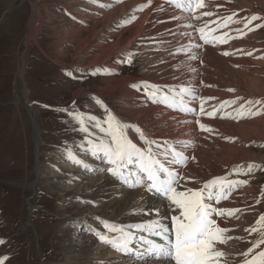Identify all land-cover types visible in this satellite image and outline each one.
<instances>
[{
	"label": "rangeland",
	"instance_id": "rangeland-1",
	"mask_svg": "<svg viewBox=\"0 0 264 264\" xmlns=\"http://www.w3.org/2000/svg\"><path fill=\"white\" fill-rule=\"evenodd\" d=\"M33 1L0 0V241H3L0 243V261H3V264H69V262L74 263L68 255H65L69 251L70 241L78 244L82 237L91 238L95 248L104 244L113 249L111 244H98V240L101 239L96 238L93 228L99 229L101 223L102 228H106L107 237L111 239L114 237L112 235H118L116 232H109L105 226L109 224L119 227L116 223L103 220L97 222L95 217L91 219L76 213L75 205L81 204L82 200L74 198L69 201L66 194L71 192L69 190L76 182L80 183L79 185L82 184L81 180L76 181V178H71L73 172L70 173L72 167L69 165H76L71 159L77 162L83 152L88 153L87 150L92 146L87 141L94 140L99 143L101 139L105 141L108 139L95 127L97 123H100L95 116L98 113L106 115V112L100 111L101 107L106 105L109 109H113V112H110L113 116L122 109V94L119 92L115 96H105L106 105L95 106L99 104L97 101H100L101 91L107 86V77L95 75L94 73L98 74L93 69L96 65L92 64V60H83V55L90 47H95V44L99 43L106 29H113L121 22L124 25L128 18L119 12L113 18L114 20L101 23L104 16L114 8L130 5L136 0L123 4L117 3L116 0L112 3L110 0H96L102 5L89 3L88 0H40L38 10L34 8ZM223 2L238 12L244 13L246 10L250 12L248 9L250 6H246L249 0H211L210 6L206 2L204 11L211 13L216 3L218 7H224ZM87 4H90V9L86 8ZM137 6L138 4L130 5L133 8H138ZM143 8L141 5V10L133 16L139 17L141 12L148 10ZM253 10L255 14L248 16H257L260 19L258 23L255 20L251 21L252 26L256 28L254 32H250L251 28H242L241 32L245 34L242 38L246 43L244 46L255 45L257 40H261L264 44V10L262 11V6L259 4H255ZM99 11H104L99 24L95 27L87 25L88 29H94L95 36L92 40L96 43L91 41L87 42L88 44L85 43L89 37L88 32L82 33L80 40L76 42L75 24L78 20L79 24L88 21L90 17L97 15L93 12ZM36 15L35 28H32L31 23ZM133 16L130 20L135 22V19H132ZM224 21L228 22L229 30L235 28L234 16L227 14L222 22ZM123 27L120 26V28ZM162 32L167 34L164 30ZM252 33L260 36L254 39ZM141 37L143 36L138 35L136 39ZM115 39L117 36L109 38V43L112 45ZM82 43L84 48L79 49ZM233 44V40H230V49H233ZM132 48L134 49V46L131 44L119 51L124 54ZM101 52V50L98 51L96 56H100ZM165 52L173 56L169 49ZM163 58L150 61L148 66L168 60H162ZM143 59L139 50L131 53L121 73L115 78L145 79L147 71H144L142 67ZM114 60H116L115 57L109 60L101 57L98 66L109 65ZM166 66L163 65L161 69ZM156 70L153 76L157 73ZM163 72H165L164 69ZM164 78L166 74L160 75L157 80L163 81ZM146 92L150 93V89ZM232 95L237 96L238 93L235 92ZM248 96L253 98L252 94ZM251 100L254 103L260 101L253 107H259L264 111V98ZM234 107L240 109L241 104L237 103ZM77 117H83L84 126L88 128L87 133ZM142 117H144L143 114H140L137 118L143 121ZM152 137L155 138L154 135ZM246 147L264 157V142L259 145L249 143ZM216 149L222 150L219 146H216ZM262 159L261 164L258 162L247 164L246 159H241L239 162L244 163L240 170L244 169L246 172L243 175H235V168L230 169L231 171L221 169L226 174L233 173L229 178L227 177L228 180L234 183L240 182L237 187L238 191L244 194V200L257 196L247 191V188L254 187L262 190L260 192L262 194L260 200L263 198L262 203L259 200L260 204H258L259 215L258 213L254 215L257 210L250 209L245 217L238 214L233 216L237 226H231L232 232H236V235H232L228 243L236 240L234 237H239L238 241H241L239 254L252 247L253 242L260 239V232L264 231L259 223V217L264 215V158ZM132 169L134 170L131 168V171ZM83 170L86 171L84 168ZM220 177L222 179V175ZM59 183L64 185L63 188L58 186ZM147 184L148 182L145 181L139 186H134L131 191L140 189L144 194L146 192L149 194ZM184 189L187 188L184 186L181 190ZM122 190L130 191L129 186H124ZM248 194L251 195L248 196ZM93 206L96 209L98 207L97 204ZM172 215L171 211L159 220L165 224ZM249 217L256 218L249 219L251 221L249 222L247 219ZM245 218L247 221L243 220ZM73 219H77L75 220L79 223L77 226H70L69 222L64 225L67 231L61 229L65 221ZM250 228H258L260 231L249 233L246 229ZM126 232L134 234L136 229L130 228ZM101 233L99 235H104ZM239 254L237 257L230 254L234 264L242 263L244 257ZM126 258L129 257L122 255L118 260L122 261ZM221 260H225V257Z\"/></svg>",
	"mask_w": 264,
	"mask_h": 264
},
{
	"label": "bare ground",
	"instance_id": "bare-ground-1",
	"mask_svg": "<svg viewBox=\"0 0 264 264\" xmlns=\"http://www.w3.org/2000/svg\"><path fill=\"white\" fill-rule=\"evenodd\" d=\"M110 1L112 3L114 0ZM116 1L123 4L130 0ZM88 2L102 5L100 1L96 0H88ZM206 2L210 6L211 0H203V7H201V12L207 17V21L209 20V28L205 30L206 36L214 29L213 25L217 23L215 20H223L227 14H230L231 17H235L236 21L235 28L231 30L228 29L229 24L227 21L222 22L219 33L215 35L217 42L214 45H203L204 41L200 38L199 30L195 37L194 28H190V17L182 12L159 0H136L131 2L130 5L138 4V8L123 5L114 8L113 11L104 16L103 20L100 21L101 23H108L114 20L113 18L119 12L128 18L125 20V26L120 21L121 23L116 24L113 29H106L107 31L99 39V43L95 44V47H90L83 55V60H92V64L96 65L93 69L99 75L94 73L95 75L107 77V86L103 88L101 91L102 95L99 98L102 103L95 106L106 105L105 96H115L118 92L121 93L122 109L115 114V117L118 120L120 119L122 123L129 125L126 135L133 143L143 148L147 146V143L155 142L153 144V152L159 157L158 152L162 149L157 148L155 145H165V142H167L166 147L174 146L181 150L185 157L189 156L190 161L181 172L182 182L179 185L180 189L185 186L187 189L199 190L203 188L205 183H211L213 180L226 182L228 174L230 176L233 173L228 172L226 174L221 171L222 168L227 169V171L235 168V175H243L246 172H244V169L243 171L240 170L244 163L239 162L241 159H246L247 164H255L254 162L261 164L263 163L262 158H264L261 154L253 153L249 150L250 148L247 149L248 147H246L249 143L259 145L264 142V111L259 107L255 108L253 105L247 104V101H253L251 99L264 98V44H262L261 40H257L255 45L244 46L246 43L242 38H244L245 34L241 32L246 24L248 25L246 28H251L250 32H254L256 28L246 18H250L248 15L255 14L253 10L255 4L262 6L263 11L264 0H249L246 3L247 7L250 6L248 8L250 10L249 13L248 10L244 13L238 12L225 4L226 2H223L225 4L224 7H218L216 3L210 15H205L207 13V11H204L206 10ZM39 3L40 0L33 1V6L37 10ZM87 5L86 8L90 9V4ZM141 5L144 7L143 9L147 8L148 10L141 12L139 17L133 16L136 15L137 11L141 10ZM103 12H93L97 13V15L80 24L78 20L75 24L77 27L76 42L80 40L79 37H81L82 33L88 32L89 37L85 40V43L89 41L96 43V41L92 40L95 36L94 29H88L87 25L90 24L95 27L96 24H99L98 22ZM37 15L32 20V28H35L34 24L36 23ZM132 16L135 22L130 20ZM211 17L212 20L209 19ZM258 20H255L256 23H258ZM120 26L124 27L120 28ZM163 30L168 35L162 32ZM138 35L143 37L136 39ZM114 36H117V39L111 45L109 38ZM259 36L257 33H252L254 39ZM230 40H233V49H230ZM131 44L134 49L132 48L124 54L119 51L123 47L131 46ZM189 45H199V47H192L190 51H185L189 49ZM81 48H84L83 43L79 46V49ZM168 49L173 56L165 52ZM100 50L102 51L100 56H96ZM136 50H139L141 56L144 57L142 67L144 71H147L145 74L147 77L145 79H134V77L115 78L121 73L120 71L129 55ZM224 52H228L229 55H224ZM192 55H195L196 59H190ZM101 57L105 58V60L115 57L116 60L109 65L98 66ZM162 57H164L162 60H168L159 61L162 63L157 62L159 64H150L148 66L150 61ZM237 57L238 60H236ZM163 65H167L163 68L165 72L161 69ZM154 70L157 73L153 76ZM164 74H166V78L163 81L157 80L160 75ZM184 87L193 89L197 99L191 100L189 97L183 96L184 104H181V89ZM148 89H150V93L147 92L149 94L147 97L144 92ZM235 92L238 93L237 96L232 95ZM152 94L155 95V100L149 98ZM248 94H252L253 98L249 97ZM165 95L174 97L175 103L166 106L163 102ZM210 97L214 99H207ZM237 103L241 104V106L243 105V108H235L234 106ZM201 104L204 106L203 115L199 112ZM177 105L179 109L185 106L194 108L196 111L192 113L180 111L188 115L196 114L198 115L197 118L194 119L190 116L179 117L178 114L172 111V108ZM105 108H107V111H105ZM218 110H221L219 116L216 115ZM100 111L106 112V115L98 113L95 119H98L100 123H104L110 112H113V109H109L106 105L101 107ZM208 113H214V115L209 116ZM140 114L144 116L142 117L143 121L137 118ZM197 121L210 130H201ZM136 128L143 132L146 140L140 137L135 131ZM153 135L155 138L152 137ZM211 140H214V142H211ZM92 142L98 143L94 140ZM216 146L221 147L222 150H217ZM87 152V154L83 152L77 162L71 159L76 165H69L72 167L70 173L73 172L71 178H76V181L81 180L82 182L81 185L76 182L69 190L71 192L66 194V198L69 201L74 198L82 200L81 204L75 205L76 213L91 219L95 217L97 222L103 220L104 222L116 223L119 227L134 228L136 223L143 222L142 224H146L154 219L166 217L172 211L170 201L162 200L163 197L161 198L160 195V199H158L152 194H147L146 191L144 194L140 189L138 191H131L130 189V191L123 192L122 188L125 183L109 173L111 166L102 157V154L93 155L92 147ZM134 171H131L133 177H135ZM96 173H100V175L95 176ZM221 175L223 180L220 177ZM129 184H131V181ZM236 184H234L232 189H235ZM58 186L63 188L64 185L59 183ZM247 189V191H251L257 196L244 200V194L237 191L234 196L218 207H216L217 203L215 200L207 201L216 209L225 211L222 219L216 218L218 226L228 229L225 233L226 243L217 244L218 250L225 253V260H221V264H234L230 254L233 257L234 255L237 257V254H239L238 249L241 246V241H238L239 237H234L236 240L231 241L230 244L228 243L232 235H236V232H232V226H237L233 221V216L238 214L245 217L250 209L257 210L254 215H257V213L259 215L260 213L258 204L262 203L263 198L260 200L262 196L260 192L262 190L254 187ZM93 204L98 205L97 209L96 207L94 208L95 205L93 206ZM154 209L159 210V216L153 212ZM229 210H231V215L228 214ZM251 218L256 217L247 218L249 222H251L249 220ZM75 220L77 219L65 221L61 229L67 231V227L65 228L64 225L69 222L70 226H77L79 223ZM243 220L245 221L246 218ZM101 224L99 229L93 228V231L99 234L101 232L106 234V228H102L103 224ZM113 236L116 237L117 235ZM102 242L98 240V244H102ZM92 243L93 239H85V237H82L78 244L70 241L69 251L65 255H68L74 263L69 262V264H170L169 261L157 260L138 262L137 259H134L135 257L120 261L118 259L122 256L123 251H118L115 247L113 249L111 247L108 248V245L104 246V244L95 248ZM133 250L140 251L138 248L134 249V247ZM136 252H133L135 256ZM171 264L174 263L171 262Z\"/></svg>",
	"mask_w": 264,
	"mask_h": 264
},
{
	"label": "snow or ice",
	"instance_id": "snow-or-ice-1",
	"mask_svg": "<svg viewBox=\"0 0 264 264\" xmlns=\"http://www.w3.org/2000/svg\"><path fill=\"white\" fill-rule=\"evenodd\" d=\"M176 7H184L191 11L194 8L203 7V0H188L186 4L177 3ZM210 15V13H205ZM249 23L253 20H258L260 17L252 16L246 18ZM248 25L246 24L245 27ZM200 38L209 43L205 35V29H199ZM192 47H199V45H189L190 51ZM224 55H229L224 52ZM190 59H196L192 55ZM135 87V86H134ZM182 97L181 104H184L183 96L189 97L191 100H196L197 96L193 89L184 87L181 89ZM148 93L146 92V95ZM150 99L155 100V95L149 96ZM214 99V98H207ZM163 102L166 106L175 103L174 97L165 95ZM97 103H102L97 101ZM260 101H247V104L255 106ZM243 108V105L241 106ZM180 110L189 113L196 110L191 107H183ZM107 111V108H105ZM200 114H204V106L200 105ZM213 116L214 113H208ZM83 126V130L87 133L88 128L84 126L83 117H77ZM89 119H92L89 117ZM199 123V121H197ZM106 125V127H105ZM108 138L107 141L101 139L99 143L89 142L92 146L93 155L102 154L107 163L111 166L109 173L120 179L123 183L132 184L130 186H139L141 183L147 181V187L150 192H154L170 201V207L173 212L171 221L174 224V230L170 231L168 225L162 223L159 219H154L147 224L137 225L136 229L139 232L146 233V236H140L141 251L135 254L138 259H152V260H168L174 264H221V258L225 256L223 251L218 250L217 244L226 243L225 233L228 229L217 225L213 215L223 216L224 210H218L207 201L215 200L216 203L225 197L226 187L230 194L234 184L232 182H224L220 180H213L211 183H205L202 189H184L179 188V181L182 177L167 165L183 164L187 159L181 150L174 146L156 144L157 148L162 149L164 161H161L153 152V144L155 142L147 143L146 147H138L126 135V130L129 125L119 121L115 116L109 114L103 124L97 123L95 125ZM199 128L203 131L210 129L202 123H199ZM135 131L142 139L143 132L138 128ZM130 166L137 169L135 177H133ZM86 167V166H85ZM174 206V207H172ZM153 212L159 216V210L154 209ZM231 215V210L228 211ZM261 228H264V215L259 217ZM109 232H116L118 235L109 239L105 235H100L103 242L111 244L117 248L118 251L128 253L134 251L131 247L136 241L137 237L131 233L126 232L124 228L105 224ZM249 233L260 231L258 228L246 229ZM99 235V233H98ZM148 237H158L162 243L149 239ZM3 243V241H0ZM147 247H144V246ZM264 231L260 232V239L253 242L252 247L247 251L240 253L244 257L242 264H264ZM257 249H260L257 251ZM3 264V261H0Z\"/></svg>",
	"mask_w": 264,
	"mask_h": 264
}]
</instances>
